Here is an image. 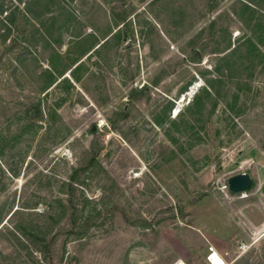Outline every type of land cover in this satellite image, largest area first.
I'll return each instance as SVG.
<instances>
[{"label": "rangeland", "instance_id": "obj_1", "mask_svg": "<svg viewBox=\"0 0 264 264\" xmlns=\"http://www.w3.org/2000/svg\"><path fill=\"white\" fill-rule=\"evenodd\" d=\"M2 3L0 264H264V0Z\"/></svg>", "mask_w": 264, "mask_h": 264}, {"label": "trees", "instance_id": "obj_2", "mask_svg": "<svg viewBox=\"0 0 264 264\" xmlns=\"http://www.w3.org/2000/svg\"><path fill=\"white\" fill-rule=\"evenodd\" d=\"M3 6L4 4L2 3L0 5V13L4 12ZM243 6L246 9L248 8L247 5ZM7 21L10 22V17L7 18ZM8 33L9 29L6 27L2 33L0 31V40L2 43L6 42ZM15 40H17V37H15L14 41ZM32 112L33 110H29L27 112V117H32ZM96 155L97 154L94 153L93 158ZM253 185L251 186V188L253 187ZM65 200V204L61 206V210L58 213V219H60L62 223L57 224L56 230L47 231L39 229L43 234V238L41 239L42 247L40 253H42L41 257L44 264H60L62 260V254L60 251L61 247L63 246V242L59 241V239L72 234L81 235L85 233L89 227L90 220H85L80 225L76 224V218L74 219V217L77 215V204L70 197H66Z\"/></svg>", "mask_w": 264, "mask_h": 264}, {"label": "water", "instance_id": "obj_3", "mask_svg": "<svg viewBox=\"0 0 264 264\" xmlns=\"http://www.w3.org/2000/svg\"><path fill=\"white\" fill-rule=\"evenodd\" d=\"M130 43L128 42L125 48L129 47ZM198 57H200L199 51L196 52ZM227 189L231 193H242L247 191L253 185V178L249 171L240 172L234 175H231L226 180ZM176 264H183L181 261Z\"/></svg>", "mask_w": 264, "mask_h": 264}, {"label": "built area", "instance_id": "obj_4", "mask_svg": "<svg viewBox=\"0 0 264 264\" xmlns=\"http://www.w3.org/2000/svg\"><path fill=\"white\" fill-rule=\"evenodd\" d=\"M208 250H209V252H208V254L206 255V260L208 261L209 264H213V263H212L211 256H212L213 254H215V253H218V254L220 255V253H219L217 250H215L213 246H209ZM220 256H221V255H220ZM221 258H222V256H221Z\"/></svg>", "mask_w": 264, "mask_h": 264}, {"label": "bare ground", "instance_id": "obj_5", "mask_svg": "<svg viewBox=\"0 0 264 264\" xmlns=\"http://www.w3.org/2000/svg\"><path fill=\"white\" fill-rule=\"evenodd\" d=\"M211 259L213 264H217V262H220V264H226L223 258H221V256L218 253L213 254L211 256Z\"/></svg>", "mask_w": 264, "mask_h": 264}, {"label": "crops", "instance_id": "obj_6", "mask_svg": "<svg viewBox=\"0 0 264 264\" xmlns=\"http://www.w3.org/2000/svg\"><path fill=\"white\" fill-rule=\"evenodd\" d=\"M203 235H206L205 233Z\"/></svg>", "mask_w": 264, "mask_h": 264}]
</instances>
